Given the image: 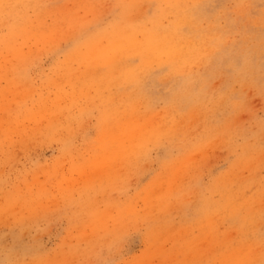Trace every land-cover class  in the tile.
<instances>
[{
    "label": "rangeland",
    "instance_id": "obj_1",
    "mask_svg": "<svg viewBox=\"0 0 264 264\" xmlns=\"http://www.w3.org/2000/svg\"><path fill=\"white\" fill-rule=\"evenodd\" d=\"M0 264H264V0H0Z\"/></svg>",
    "mask_w": 264,
    "mask_h": 264
}]
</instances>
